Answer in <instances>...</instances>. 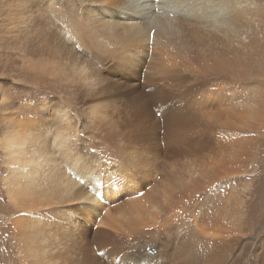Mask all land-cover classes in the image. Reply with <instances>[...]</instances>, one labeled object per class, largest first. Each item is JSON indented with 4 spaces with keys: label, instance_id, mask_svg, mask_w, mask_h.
Segmentation results:
<instances>
[{
    "label": "bare ground",
    "instance_id": "6f19581e",
    "mask_svg": "<svg viewBox=\"0 0 264 264\" xmlns=\"http://www.w3.org/2000/svg\"><path fill=\"white\" fill-rule=\"evenodd\" d=\"M65 1L0 0V78L54 96L19 105L0 86V218L19 231L30 264H264V230L252 232L264 226V139L256 142L264 97L255 95L264 8L252 0H76L81 12ZM151 50L164 59L149 64ZM73 92L87 107L72 108ZM126 107L133 120L122 125L118 156L95 152L75 113L86 111L112 136ZM220 117L237 125H218ZM204 125L223 136L222 165L199 169L186 186L111 204L146 174L150 147L158 149L152 127L197 143ZM212 144L200 140L201 149ZM130 166L143 174L134 179ZM224 174L242 184L210 185L208 177ZM5 231L0 225V241ZM164 231L171 237L153 239Z\"/></svg>",
    "mask_w": 264,
    "mask_h": 264
},
{
    "label": "rangeland",
    "instance_id": "374dc122",
    "mask_svg": "<svg viewBox=\"0 0 264 264\" xmlns=\"http://www.w3.org/2000/svg\"><path fill=\"white\" fill-rule=\"evenodd\" d=\"M69 1L73 4L72 6L76 8L78 11L83 12L87 10L85 8L83 9L82 7H80L81 4L78 5L76 0H69ZM255 1H257L261 5V7L264 8V0H252L254 6H255ZM157 10L158 9L156 8V6L151 7V11L157 12ZM96 29L99 30L100 27L97 26ZM64 32L62 35L66 39V33ZM59 44L64 45L63 39L61 37H59ZM73 48L77 49V50H73L76 53L82 52V49L75 44L73 45ZM122 50H126V49H122ZM151 52L152 54L149 60V64L154 57L160 56L162 59H164V56L161 55V52L159 50H154V52L151 50ZM84 58L85 57H83V59ZM85 61L86 63L89 64L92 63L90 58L86 59ZM122 61H126V60H122ZM141 78L144 79V77ZM0 86L1 88H3L4 93L6 95L9 96L10 94V98H13L15 95V101L17 104L19 103V105H22V101L23 102L25 101L24 102L25 104L28 103L35 104L42 97L46 98V101L47 99L49 101H52L54 98V96H51L48 92H43V91L42 92L35 91V93L29 94L30 88L33 87V86L30 87V84H26V83L19 84L16 82H12L9 79L3 77L0 78ZM213 94L217 96L221 94V90L218 88V85L213 88ZM239 95H242V93H240ZM255 95L257 98L261 96L264 97V79L259 82L257 90L255 91ZM73 97L75 99V102L72 103V108L87 107V104L81 100V95H78V93L73 92ZM24 98L26 100H24ZM49 103L53 104V102H49ZM156 105L157 104H152V107L153 106L155 107ZM18 107L19 106H17V108ZM154 111L156 113V117L161 119V114L158 113L159 109L155 108ZM173 115L174 112L172 111H167L165 113L167 119H170ZM75 116H76L75 119L79 121L78 126H80V128L83 130L84 136L88 137L91 140L89 141L90 144H94L97 147V149L96 148L93 149L95 152H100L102 155H106V156H114V158L118 156L119 141L117 139L119 138V135L122 132V125L129 123L133 120V114L131 113L130 107H126L123 111L119 112L117 116H114L113 120L116 121V124H114L111 130L115 131V135L112 136H108L105 133V131L95 129L94 126L91 124V122H89V118L86 111H82L79 114L75 113ZM216 124L218 125L230 124L234 126L237 125L235 120H231L228 122L225 117H220L216 122ZM162 126L159 127L160 129L157 127H152L154 129V132L157 134L158 142L156 146H158V149H156L157 147L156 148L150 147V155H153L155 153L156 155L150 156L149 159L146 161L147 163L145 167L146 174L139 173L137 170H134L133 167L130 166L129 169L131 171L136 172V174H134L133 176L134 179L139 174L140 175L143 174V175H141V177H138L136 179L137 185L134 187H132L131 182L127 181L124 185L125 189L122 192L121 196L110 200L111 204H113V202L116 203L117 201L118 202L122 201L123 199L121 198H124L126 196L135 197L140 192L142 194H140L139 196L149 194L150 192L157 190L158 187L186 186L190 181V177L193 174H195V172H197L199 169L206 168L211 170L215 167L222 165L221 162L222 158L229 157V151L226 148L220 146L218 143L219 140L220 143L223 142L222 139L223 136L218 133V135H216L215 137V133L206 125H204L203 129L200 131L199 137L197 138L199 139V141L197 143L189 136V134H183L181 136H174L173 138H171L169 137V133L166 130V128ZM146 128L148 131H141L138 139L133 143L136 147H142L143 143L149 136V128L148 127ZM261 132L262 135L260 133L257 134L256 142L259 141V138L264 139V128L261 130ZM202 139H205L206 141H209L211 143L214 142V144L204 149H201L200 140ZM84 141L86 140L84 139ZM172 150H175L174 154L171 156L167 155L169 154L168 152ZM160 151L163 152V154ZM0 155H2L1 150H0ZM253 156L257 158L258 154L253 153ZM250 168L251 165H247L248 173H252ZM73 177L79 178V176L77 177L75 173ZM208 178L211 186H217V188L221 190H227L228 188L232 189V185L235 182L238 183L240 182L239 184H242L240 179H235L234 177H232V175H227V174L214 178L210 176ZM149 183L151 186L149 185ZM128 186H130V188L126 189L128 188ZM142 189L144 190V193L142 192L143 191ZM145 189L148 193L145 191ZM195 198L199 200L202 198V196H198ZM85 219L86 217L83 216L81 219L82 224H91V220L85 221ZM4 221L9 222L10 219L0 218V225L4 226L6 229L5 234L2 235L3 237L2 240L0 241V264H30V261L26 258L24 242L19 236V231L13 228V225H11L10 223H6ZM177 227H174L173 231L181 233L180 225L178 224ZM263 227L261 225H257L252 229V232L258 234L259 232H261V230H264ZM171 233H172L171 231L156 232L153 236V239L158 240L162 243L164 239L166 238L168 239L171 237Z\"/></svg>",
    "mask_w": 264,
    "mask_h": 264
},
{
    "label": "snow or ice",
    "instance_id": "6c2138e0",
    "mask_svg": "<svg viewBox=\"0 0 264 264\" xmlns=\"http://www.w3.org/2000/svg\"><path fill=\"white\" fill-rule=\"evenodd\" d=\"M0 198H3L5 200V202H7V197L6 196L0 197Z\"/></svg>",
    "mask_w": 264,
    "mask_h": 264
}]
</instances>
